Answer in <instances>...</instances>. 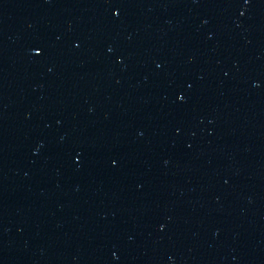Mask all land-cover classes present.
Masks as SVG:
<instances>
[{"label":"water","instance_id":"obj_1","mask_svg":"<svg viewBox=\"0 0 264 264\" xmlns=\"http://www.w3.org/2000/svg\"><path fill=\"white\" fill-rule=\"evenodd\" d=\"M0 264H264V0H0Z\"/></svg>","mask_w":264,"mask_h":264}]
</instances>
